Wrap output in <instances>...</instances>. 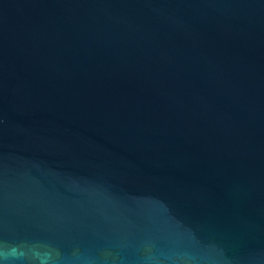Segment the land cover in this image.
I'll list each match as a JSON object with an SVG mask.
<instances>
[{"label":"water","instance_id":"1","mask_svg":"<svg viewBox=\"0 0 264 264\" xmlns=\"http://www.w3.org/2000/svg\"><path fill=\"white\" fill-rule=\"evenodd\" d=\"M0 264H264V0H0Z\"/></svg>","mask_w":264,"mask_h":264}]
</instances>
